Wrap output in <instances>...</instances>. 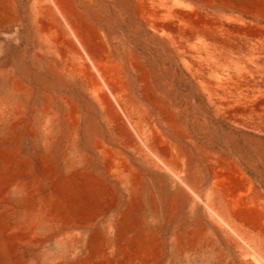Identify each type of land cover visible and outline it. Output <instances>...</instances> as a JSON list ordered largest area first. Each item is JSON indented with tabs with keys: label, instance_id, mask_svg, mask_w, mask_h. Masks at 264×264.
<instances>
[{
	"label": "bare ground",
	"instance_id": "6f19581e",
	"mask_svg": "<svg viewBox=\"0 0 264 264\" xmlns=\"http://www.w3.org/2000/svg\"><path fill=\"white\" fill-rule=\"evenodd\" d=\"M110 1L36 0V24L49 54L35 59L38 72L22 59L2 75L10 113L0 115V143L8 146L0 152V264H71L44 244L61 214L86 234L82 251L89 258L108 242L101 228L154 229L150 218L180 228V246L206 228L203 205L221 239L242 251V264H264L263 193L236 162L209 156L213 182L204 197L202 170L167 87L148 71L137 45L122 53L111 42L106 29L113 22L99 8L112 14ZM125 1L139 28L194 65L201 32L193 7L184 8V0ZM18 2L0 0V29L17 24ZM3 33L0 59L9 66L7 56L23 34ZM175 73L200 84L227 117L247 106L240 81L231 88L225 73L217 82L215 72L195 66ZM35 83L47 91L36 92ZM28 151L20 163L17 157ZM56 173L58 190L51 181ZM118 191L128 198L126 208L100 219L101 197ZM209 258L211 264L223 260L215 250Z\"/></svg>",
	"mask_w": 264,
	"mask_h": 264
},
{
	"label": "rangeland",
	"instance_id": "374dc122",
	"mask_svg": "<svg viewBox=\"0 0 264 264\" xmlns=\"http://www.w3.org/2000/svg\"><path fill=\"white\" fill-rule=\"evenodd\" d=\"M18 1L17 24L0 29L5 35H15L19 30L23 34L19 48L7 56L10 65L4 66L0 59V115L10 113L1 84L3 73L9 72L13 63L22 59L27 61L32 72H38L35 59L49 54L48 44L36 24V0ZM183 6L196 10L200 26L194 65L188 55L173 53L170 47L165 49L139 28L131 15L129 2L111 0L112 14L106 13L103 5L99 8L113 22V27L106 29L113 45L122 53L127 46L137 45L143 51L148 71L167 87L169 98L180 112L188 147L197 156L202 170L204 197L213 182L207 161L209 156L236 162L264 195V0H184ZM191 66H195L196 72H215V82L219 81L220 74H227L231 88L240 81L247 106L225 116L200 84L194 86L185 74L176 75L175 72H190ZM34 85L36 92L47 91L39 83ZM27 116L28 122L33 123L34 112ZM6 148L7 144L0 143V152ZM30 154L31 151L23 152L17 157L18 161L24 163ZM58 175L54 174L51 179L55 190L60 186ZM101 198L99 218L102 220L114 219L128 203V198L119 191L114 196L106 192ZM205 210L203 205L201 213L206 228L191 233L190 240L180 246L176 241L180 228H170L164 218H159V222L150 218V222L157 225L154 229L101 228L107 232L108 242H103L100 252L89 258L82 251L87 243L86 234L78 223L64 219L63 214L56 219L54 230L44 244L50 245L52 252L63 254L71 264H211L212 250L223 257L221 264H242V251L221 239L206 218ZM13 219L20 221L15 216ZM45 237L42 234L41 238Z\"/></svg>",
	"mask_w": 264,
	"mask_h": 264
}]
</instances>
